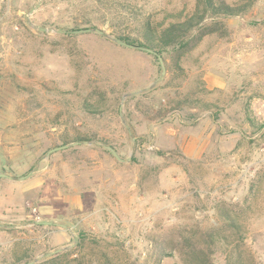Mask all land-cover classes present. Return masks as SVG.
Here are the masks:
<instances>
[{
	"label": "rangeland",
	"instance_id": "1",
	"mask_svg": "<svg viewBox=\"0 0 264 264\" xmlns=\"http://www.w3.org/2000/svg\"><path fill=\"white\" fill-rule=\"evenodd\" d=\"M196 1L0 0V264H264V0L165 74L120 44Z\"/></svg>",
	"mask_w": 264,
	"mask_h": 264
},
{
	"label": "trees",
	"instance_id": "2",
	"mask_svg": "<svg viewBox=\"0 0 264 264\" xmlns=\"http://www.w3.org/2000/svg\"><path fill=\"white\" fill-rule=\"evenodd\" d=\"M249 7L248 5H230L218 0H197L192 14L179 17L178 21L163 26L158 33L153 29L151 19H149L145 25L146 35L144 38H146V42L144 43L130 37L119 39L136 47L156 51L161 56L175 54L177 59H180L195 50L206 36L218 30L215 27L217 23H214L213 27L211 24H207L206 20L237 17L247 12ZM231 224L232 227H235L233 221ZM87 238L86 234H81L78 244L82 248L86 245ZM216 239L219 237L216 232L212 231L203 239L206 247H197L195 244H191L185 248L182 246L183 243H180L182 248L179 250V247H174V250L175 252L179 251L185 264H212L213 253L210 248L216 246ZM162 254L161 257L166 256L164 252Z\"/></svg>",
	"mask_w": 264,
	"mask_h": 264
},
{
	"label": "water",
	"instance_id": "3",
	"mask_svg": "<svg viewBox=\"0 0 264 264\" xmlns=\"http://www.w3.org/2000/svg\"><path fill=\"white\" fill-rule=\"evenodd\" d=\"M43 31L46 32L47 30L43 29ZM95 31L98 32V33H100V34H103V32L100 31V30H95ZM91 32H93V30H91V29H79V30L72 31L71 33H72V34H87V33H91ZM120 44H121L122 46H125V47H128V48H132V49H137V50H140V51H144V52H147V53H150V54L156 56V57L159 59L160 64H161V66H162L163 74L166 73V67H165L164 59H163V57H162L160 54H158L156 51H153V50L148 49V48L136 47V46L130 45V44L125 43V42H120ZM65 148H67V146H62V147L55 148V149L51 150V151L49 152V154H52V153H54V152H57V151L63 150V149H65ZM107 149H108V150L114 155V157H116L118 160H121L120 157L118 156V153H117L113 148H111V147H107ZM0 178H9V176L4 175V174H0ZM62 227H64L65 229H68V227L65 226V225H62ZM60 251H61V250H57L55 253H59ZM36 262H37V261L32 262V263H30V264H35Z\"/></svg>",
	"mask_w": 264,
	"mask_h": 264
},
{
	"label": "crops",
	"instance_id": "4",
	"mask_svg": "<svg viewBox=\"0 0 264 264\" xmlns=\"http://www.w3.org/2000/svg\"><path fill=\"white\" fill-rule=\"evenodd\" d=\"M79 209H80V207H79Z\"/></svg>",
	"mask_w": 264,
	"mask_h": 264
}]
</instances>
